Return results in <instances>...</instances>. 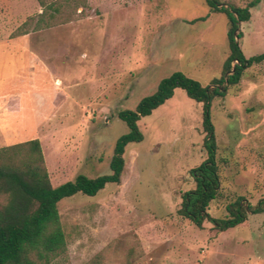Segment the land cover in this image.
<instances>
[{"label":"rangeland","instance_id":"374dc122","mask_svg":"<svg viewBox=\"0 0 264 264\" xmlns=\"http://www.w3.org/2000/svg\"><path fill=\"white\" fill-rule=\"evenodd\" d=\"M44 1L53 7L40 17L38 0H0V148L37 138L53 186L109 173L128 130L118 111L161 79L180 71L207 86L223 72L228 17L205 0ZM239 29L246 57L264 52V0ZM209 112L220 188L208 212L225 217L236 198L264 196V61ZM202 113L175 88L141 117L143 139L125 146L120 183L57 203L66 244L46 264H264V212L224 231L177 212L195 187L190 169L207 157Z\"/></svg>","mask_w":264,"mask_h":264},{"label":"trees","instance_id":"16d2710c","mask_svg":"<svg viewBox=\"0 0 264 264\" xmlns=\"http://www.w3.org/2000/svg\"><path fill=\"white\" fill-rule=\"evenodd\" d=\"M38 1L43 7L41 17L53 6L44 0ZM205 1L210 11L225 12L228 17V55L221 76L203 86L180 71L173 72L160 80L152 94L142 97L134 109L118 111L128 130L115 141L109 173L96 177L78 174L73 180L53 186L37 138L0 148V195L5 199L0 204V264H46L65 249L57 203L76 193L94 196L107 183L119 184L125 166V146L143 139L137 121L170 98L175 88L183 89L189 98L202 103L203 147L207 152V157L190 169L195 187L181 194L178 214L198 228L209 221L217 230L224 231L245 221L248 214L264 212V196L256 203L242 196L236 198L225 206V217H214L208 212L220 188L216 136L209 114L211 102L216 97H224L230 86L237 85L247 68L263 62L264 52L246 57L238 41L243 35L240 22L249 20L250 8L258 0H251L243 7L221 4L219 0ZM24 148L29 149L27 154L16 158Z\"/></svg>","mask_w":264,"mask_h":264}]
</instances>
